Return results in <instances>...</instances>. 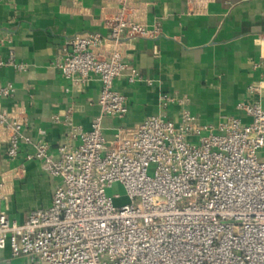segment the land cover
I'll return each mask as SVG.
<instances>
[{"label":"built area","instance_id":"obj_1","mask_svg":"<svg viewBox=\"0 0 264 264\" xmlns=\"http://www.w3.org/2000/svg\"><path fill=\"white\" fill-rule=\"evenodd\" d=\"M140 5L114 0L100 12L105 34L74 35L52 62L77 93L90 78L99 82V114L87 130L66 115L64 141L53 150L23 134L21 107L0 104L6 158L30 146L24 159L56 181L50 206L17 223L3 210L8 193L0 179V250L8 246L29 264H264V161L257 157L264 152V108L238 104L248 124L229 118L203 126L182 111L176 123L150 116L116 128L111 138L103 134L105 118L121 121L128 112L114 81L151 85L124 63L126 39L159 33L141 22ZM197 5L189 0L188 12H198ZM2 67L25 71L12 53ZM12 93L0 86V100ZM160 101L166 107L174 99L162 94ZM115 183L125 191L120 206L106 195Z\"/></svg>","mask_w":264,"mask_h":264},{"label":"crops","instance_id":"obj_2","mask_svg":"<svg viewBox=\"0 0 264 264\" xmlns=\"http://www.w3.org/2000/svg\"><path fill=\"white\" fill-rule=\"evenodd\" d=\"M136 1L143 10L141 22L148 29L157 26L159 33L154 39H126L124 63L151 85L114 81L128 112L121 121H102L106 138L150 116L176 123L188 111L200 125L217 128L229 118L250 122L238 104L264 108V0H195V14L188 12L189 0ZM112 6L114 0H0V60L12 53L25 66L24 72L0 68V86L13 89L0 104L8 111L23 109V134L33 141L43 140L54 150L64 141L66 115L85 130L98 116L97 79L90 78L77 93L52 62L74 35L105 34L100 12ZM250 86H258V93L250 92ZM162 94L174 102L162 107ZM30 152V146L22 145L18 156L8 160L0 132V179L8 193L2 207L17 223L33 210L48 208L56 185L37 163L24 159ZM0 264L29 263L13 257L6 246Z\"/></svg>","mask_w":264,"mask_h":264},{"label":"rangeland","instance_id":"obj_3","mask_svg":"<svg viewBox=\"0 0 264 264\" xmlns=\"http://www.w3.org/2000/svg\"><path fill=\"white\" fill-rule=\"evenodd\" d=\"M257 155H258L257 157L259 159L264 161V152H261V153L259 152ZM151 172H152V167H150V169H149V174H151ZM106 195L108 197H112V198H114L115 196L118 197V199H114V201H113V204L115 206H120L124 203H127L126 198H125V191H124L123 187L118 183H115L110 188H108L106 190Z\"/></svg>","mask_w":264,"mask_h":264}]
</instances>
